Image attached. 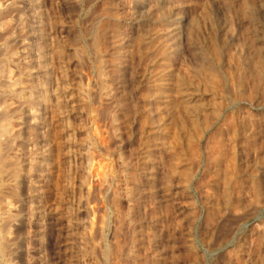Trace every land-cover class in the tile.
<instances>
[{"label": "rangeland", "instance_id": "374dc122", "mask_svg": "<svg viewBox=\"0 0 264 264\" xmlns=\"http://www.w3.org/2000/svg\"><path fill=\"white\" fill-rule=\"evenodd\" d=\"M38 4L65 108L36 193L27 154L0 181L5 262L264 264V0Z\"/></svg>", "mask_w": 264, "mask_h": 264}, {"label": "bare ground", "instance_id": "6f19581e", "mask_svg": "<svg viewBox=\"0 0 264 264\" xmlns=\"http://www.w3.org/2000/svg\"><path fill=\"white\" fill-rule=\"evenodd\" d=\"M39 1L0 0V181L2 183L4 176L19 177L20 160L27 154L31 163L30 181L33 182H31L33 184L31 193H36L40 167L45 165L43 161L47 152L41 140L44 129L40 126L42 125L41 107L54 109V112L65 108V97H61L65 94L61 93L63 87L59 86L58 89L57 82L55 87L51 86L52 81L48 73L50 47L45 43L44 21ZM44 33L46 34L45 30ZM39 71L43 78L40 84H38ZM47 86H50L49 91L46 90ZM43 87L46 89H41ZM41 90L45 91L46 96H42ZM23 109L28 112L30 124L33 126H24ZM21 142L27 145L26 153ZM1 188L2 184H0V192ZM4 199L5 202L0 203V225H6L4 222L15 217V213H12L14 207L11 199L6 197ZM1 204L5 205L6 211H2L4 206ZM33 212L34 216L40 214L37 208H33ZM3 231L0 226V264H7L4 259L6 240Z\"/></svg>", "mask_w": 264, "mask_h": 264}]
</instances>
